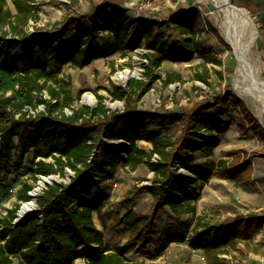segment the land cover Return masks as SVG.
<instances>
[{
  "label": "trees",
  "instance_id": "trees-1",
  "mask_svg": "<svg viewBox=\"0 0 264 264\" xmlns=\"http://www.w3.org/2000/svg\"><path fill=\"white\" fill-rule=\"evenodd\" d=\"M35 1L13 0L14 11L8 0H0V184L12 170L22 167L28 154L35 159L30 168L33 181L40 176H65L66 170L73 175L69 182L47 184L35 196L36 209L14 223L21 203L32 199L34 185L25 181L17 188L18 201L0 214V264H77L80 258L86 264H145V259H132L128 251L148 252L153 246V255L158 256L173 242L201 250L205 264H243L234 252L241 243L250 245L262 231L264 209L247 218L212 222L198 213L196 204L201 195L197 187L213 176L234 183L252 182L250 159L215 157V149L232 125L221 118L229 109L227 101L213 105V116L192 113L182 119L175 112H144L131 99H139L147 81L133 78L128 88L115 85L109 89L113 99H127L124 114L110 112L105 96L99 93L95 108L74 107L77 95L71 76L64 75L66 67H84L95 58L125 52L130 44L127 16L106 4L92 16L95 26L92 17L69 14L57 29L30 30V20L39 19ZM171 22L184 36L180 41L183 49L146 23L145 76L151 78L165 60L189 61L198 56L203 61L197 64L196 78L206 82L208 63L221 60L211 45L199 39L200 13L176 15ZM183 81L177 71L166 72L162 79L164 85ZM242 104L240 112L264 141V128ZM174 125L172 135L169 130ZM140 141L151 146L145 148ZM197 152L205 158L198 159ZM155 153L160 158L152 162ZM142 164L152 171V181L133 185L118 202L123 211L111 228L123 225L129 236L126 245L111 244L104 239L94 213L101 212L110 200L111 180L118 170L134 171ZM179 167L191 175L177 173ZM142 193L152 196L151 208L143 213L135 208L136 197ZM165 206L170 208L175 226L164 232L158 218ZM187 214L195 216L193 226L182 220Z\"/></svg>",
  "mask_w": 264,
  "mask_h": 264
},
{
  "label": "rangeland",
  "instance_id": "rangeland-1",
  "mask_svg": "<svg viewBox=\"0 0 264 264\" xmlns=\"http://www.w3.org/2000/svg\"><path fill=\"white\" fill-rule=\"evenodd\" d=\"M232 3L245 9L254 21L258 31L254 53L264 77V0H232ZM35 4L39 10V19L30 20V30L34 28L57 29L69 14L91 18L98 13L99 7H104L106 4L115 6L127 16L130 44L125 52L95 58L84 67H66L64 75L71 76L72 89L77 95L74 107L86 105L95 108L98 104L99 93L105 96L104 103L110 112L124 114L127 99H113L109 89L115 85L128 88L133 78L147 81V87L139 99L135 100L133 96L131 99L132 105L144 112H175L179 113L182 119L192 113L213 116L215 111L213 105H221L227 101L229 109L223 113L221 118L232 125L224 133L222 143L215 149V157L232 159L241 156L244 159H250L254 165L252 182L249 184L234 183L213 176L208 183L197 187L201 191L196 202L198 213L203 214L212 222H227L262 212L264 209V141L253 132L252 123H249L243 112H240V107L243 102L264 128V113L261 112L263 108L249 94L240 92L233 83L237 67L236 56L233 47L222 33V13L212 0H36ZM8 5L15 11L13 0H8ZM194 12H199L201 15L202 32L199 39L203 44L211 45L215 55L221 60L220 63H208L210 76L207 81L196 78L197 64L203 61L198 56H194L189 61L165 60L154 71L151 78L146 77L147 60L144 54L149 50L144 37L146 23H152L155 33H161L162 37L170 41L173 46L183 49L180 41L184 36L175 30V24L171 20L176 15L183 16ZM94 18L90 19L92 26L97 24L93 22ZM208 24L212 27H208ZM137 62L141 70L138 76H131L127 81H120L116 78L117 73L126 69H134ZM168 71L181 73L184 81L164 85L162 79ZM46 96L48 97V94ZM209 104H211L210 107H208ZM39 110H41L40 107ZM67 111L71 112L70 108H67ZM239 123L247 130L242 131ZM175 132L176 125L169 130L172 135ZM139 144L145 148L151 146L147 141H140ZM196 156L198 159L205 158V155L200 152H197ZM13 159L17 164L18 155H15ZM34 162L32 154L26 155L22 167L18 171L12 170L5 182L0 184V211L7 212V208L15 205L18 201L17 188L25 181L32 183L34 189L39 186L43 176H40L38 181H33L31 178L30 168ZM177 173L191 175L188 170L181 167L178 168ZM72 175V171L66 170L65 176L55 175L56 181L69 182ZM152 176L153 173L147 164L140 165L134 171L120 168L111 180L110 201L114 206H118V202L128 194L133 185L151 183ZM50 183H45L38 193ZM151 202L152 196L149 193L139 194L136 197L135 208L138 212H147L151 208ZM24 203H21L19 210ZM119 207L117 209L122 212L123 208ZM114 213L116 211L112 210L105 217L108 221L107 225L112 223L110 218L115 217ZM95 219L99 223L97 215ZM182 220L193 226L195 216L187 214L182 216ZM158 223L161 231L173 230L175 221L168 206L161 209ZM105 230L107 240L120 238L119 241H123L122 232L114 235L112 231H108L109 229ZM150 248L148 252L134 248L127 254L135 260L145 259V264H205L203 252L191 248L188 244L173 242L163 256L153 255V246ZM234 253L243 264H264V225L250 245L241 243L240 249ZM80 264L83 263L80 262Z\"/></svg>",
  "mask_w": 264,
  "mask_h": 264
},
{
  "label": "bare ground",
  "instance_id": "bare-ground-1",
  "mask_svg": "<svg viewBox=\"0 0 264 264\" xmlns=\"http://www.w3.org/2000/svg\"><path fill=\"white\" fill-rule=\"evenodd\" d=\"M215 6L222 13L221 29L228 42L233 47L237 60V67L233 83L240 92L249 94L257 100L264 113V77L259 62L254 53L255 41L258 31L249 13L232 3V0H212ZM141 73L139 63L134 69H126L119 72L116 78L120 81H127L131 76H138ZM57 180L55 175L43 177L39 186L34 189L32 197L38 193L45 183ZM35 207L34 200L26 201L20 209V214L25 216Z\"/></svg>",
  "mask_w": 264,
  "mask_h": 264
},
{
  "label": "crops",
  "instance_id": "crops-1",
  "mask_svg": "<svg viewBox=\"0 0 264 264\" xmlns=\"http://www.w3.org/2000/svg\"><path fill=\"white\" fill-rule=\"evenodd\" d=\"M118 207H119V204H118V206L117 205L114 206V204L109 200L108 203L102 208L101 212H95L94 213V219H95V215H97L98 216L99 223L96 221V219H95V222H96L97 226L103 231L104 239L107 242L113 244L115 242H121V241H119L121 239L120 238H117V239H113L111 241L110 240H107V238H106V233L107 232H106L105 229H109L108 231H112L114 233V235L122 232L123 235H124L123 236L124 238H123V241L121 243H122V245H125L127 243L129 234H128L127 230L124 228V226L123 225H120V226H118V228L116 230H114V229L111 228V224L113 223V221H114L115 217L117 216V214L120 212V210L117 209ZM105 210H108V211H105ZM112 210L116 211V213H114L115 214L114 215L115 217L113 219L110 218V220H111L112 223L110 225H107L108 224V221L105 219V217H107L112 212ZM105 225H106V227H105ZM169 246L167 247L168 249H169ZM129 256L131 257V255H129ZM131 258L133 259V257H131ZM80 262H82L83 264H86V261L83 258H80V259L76 260V263L77 264H80Z\"/></svg>",
  "mask_w": 264,
  "mask_h": 264
},
{
  "label": "built area",
  "instance_id": "built-area-1",
  "mask_svg": "<svg viewBox=\"0 0 264 264\" xmlns=\"http://www.w3.org/2000/svg\"><path fill=\"white\" fill-rule=\"evenodd\" d=\"M11 36H12L11 33H9V34L7 35L8 38H10ZM45 95H46V94H45ZM39 107H40L41 110L44 109V106H43V105H40ZM26 109H29V107H27ZM29 112L35 114L36 111H34L33 109H29ZM159 158H160V156H159L157 153H155L154 156H153V158H152V162H156ZM43 177H46V176H43ZM33 190H34V189H33ZM31 192H32V191H30V193H31ZM25 202H26V201H25ZM34 208H35V207H34ZM33 210H34V209H33ZM33 210H32V211H33ZM19 211H20V210H19ZM19 211H18V217L15 218L14 223L17 222V221H19L20 218L22 217V215L20 214ZM32 211H31V212H32ZM5 213H6V212L0 211V214H5ZM167 249H168V248L166 247V248L162 251V253H161L160 255L163 256L164 253L167 251ZM203 259H205V258L203 257ZM168 264H172V263H168Z\"/></svg>",
  "mask_w": 264,
  "mask_h": 264
},
{
  "label": "water",
  "instance_id": "water-1",
  "mask_svg": "<svg viewBox=\"0 0 264 264\" xmlns=\"http://www.w3.org/2000/svg\"><path fill=\"white\" fill-rule=\"evenodd\" d=\"M49 176H53V175H49ZM54 181H56V180H54ZM49 183H50V182H49ZM51 183H52V182H51ZM30 195L33 196L32 193H30ZM35 196H36V195H34V198H32V199H33V200L35 201V203H36V197H35ZM35 209H36V207L34 208V210H35Z\"/></svg>",
  "mask_w": 264,
  "mask_h": 264
}]
</instances>
